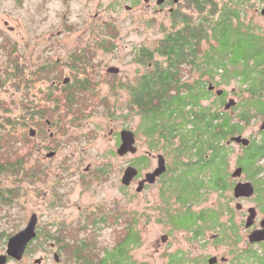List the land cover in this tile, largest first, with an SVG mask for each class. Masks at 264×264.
Instances as JSON below:
<instances>
[{
	"label": "flooded vegetation",
	"instance_id": "1",
	"mask_svg": "<svg viewBox=\"0 0 264 264\" xmlns=\"http://www.w3.org/2000/svg\"><path fill=\"white\" fill-rule=\"evenodd\" d=\"M23 1L15 0L17 4H23ZM53 2L60 6L58 17L60 19L62 16L61 28L56 29V33L43 36L41 42H34V46L41 49L39 55L35 59L23 57L24 53H19L18 48L13 47L14 51L17 50L16 57H12L5 75L7 87L9 91L12 90L9 101L11 111L17 108L16 111L28 121L46 122L45 128L52 132L50 138L53 139L55 134L52 128L56 121H83L93 113L95 104L104 105L110 117L120 111L123 121H133L137 117L141 121L143 116L155 111L158 100L156 91L168 89L167 93L160 92L159 95L184 102L181 107L172 106L168 109L175 113L184 111L190 117L173 127L172 148L167 150L161 147L164 154L155 155L160 147L157 146L156 138L148 135V128L143 131L144 124H139L136 130L128 126L110 132L115 136L117 150L122 144L123 131L132 132L135 138L136 151L122 156L134 158L123 169V176L128 167L136 168L138 175L130 186L122 185L120 190L124 193L137 192L147 175L157 169L155 167L146 172L151 160L159 162L160 155L166 159L167 171L157 177L155 183L146 182L144 189L136 195L137 198H144L155 189L162 200L159 212L168 229L161 236V241L153 244L157 254L154 262H143L132 256L134 251L142 248L141 227H137L139 219L152 214L139 207L131 208L126 217L125 211L115 201L113 206L99 205L94 211L83 214L85 220L81 224L77 223L78 226L60 222L54 234L37 225V236L28 245L23 259L18 261L8 257L4 264H23L27 261L30 264H33L32 261L35 264H47L49 261L53 264H258L254 255L262 256L264 264V240L257 243L250 241V235L261 229L264 220V199L262 205L256 200L260 189L264 194V130L258 137L250 139V145H241L242 154H239L233 171L230 169L233 151L229 149L231 155L229 165L225 168L224 193L232 192V197L225 201L220 189V153L212 150L211 154L206 155L207 163L204 164L203 156H195L197 151L184 150L185 153H180L184 148L180 138L199 128L196 119L219 122L222 111L232 113L238 106L237 101L220 88L223 83L222 71L216 67L157 65L159 41L166 38L171 45L174 34L180 30L187 32L196 28L194 25L201 24H231L233 28H241L245 35L240 41L237 37L233 39V50L244 58H264V0H43L39 8ZM76 2L81 3L84 10L81 18L74 15ZM259 12L262 21L259 20ZM122 14H126L124 19L121 18ZM206 16L209 18L206 19ZM128 20L138 25V28L162 27L164 33L150 44L143 43L132 48L128 57L133 67L129 70L105 61L109 56L119 58L121 27ZM5 25L14 31L8 21ZM199 42L200 45L196 47L198 57L207 54L211 56L214 48L220 45L219 42H207L203 34ZM30 47L24 40L23 48ZM233 70L258 71L256 68L240 67ZM260 70L264 72V67ZM218 76L221 80L217 79ZM100 89L107 90L102 99L97 96ZM148 90H153V93H148ZM220 91L223 93L219 94ZM230 100H235L236 104L226 110L225 106ZM36 131L32 139L39 136V130ZM143 137L148 145L144 151ZM230 143L235 142L230 140L227 145ZM250 148L253 150L249 151ZM52 152L55 157L56 151ZM198 162L201 168L197 166ZM69 166L71 175L78 182L76 185L88 191L94 182L106 184L113 170L110 164ZM205 166L208 168L205 169ZM190 182H197L200 191L197 199L188 202L184 200ZM249 183L255 187V194L252 197L236 198L235 188ZM209 193H217L220 201L213 202L210 207L201 206V201ZM253 198L256 206H248ZM234 201L233 208L231 203ZM221 205L225 208L223 211ZM154 208H151L152 211ZM253 210L256 211V217L249 226ZM180 218L183 226L175 227ZM109 228L115 234L118 233L112 249L103 245L99 235ZM126 232L135 233L137 239L135 248L127 250V259L125 253L118 252L123 243L121 238H124ZM12 236H7L0 245V257L7 255L8 241ZM36 251H42L43 257L35 259ZM110 253H116L112 261L109 260Z\"/></svg>",
	"mask_w": 264,
	"mask_h": 264
},
{
	"label": "rangeland",
	"instance_id": "2",
	"mask_svg": "<svg viewBox=\"0 0 264 264\" xmlns=\"http://www.w3.org/2000/svg\"><path fill=\"white\" fill-rule=\"evenodd\" d=\"M42 2L43 0H24L23 4L20 2L17 4L15 0H0V68L2 72V74L0 73V83L4 85L0 99L6 102L8 107L11 106L9 101L12 90L9 91L7 87L5 75L12 57H16L15 53H17V50L14 51L13 47L16 46L19 53L22 51L24 53L23 57L29 56L35 59L41 49L34 46V42H41L43 36L51 32L56 33V29L61 28L60 20L62 16L60 19L58 17L60 6L53 2L51 4L48 3L43 8H39ZM74 10L76 18L84 16L81 3L76 2ZM260 13L259 20L261 19L262 21L263 17ZM125 16L126 14H122L121 18L124 19ZM6 21L9 22L10 27L14 28V31H11L5 25ZM261 21L260 24L262 23ZM138 27V25L132 23L130 20L123 23L121 27L122 38L119 42L121 48L119 58L109 56L105 61H110L113 65L129 70L133 67V64L130 62L131 58L128 57L132 48L143 43L150 44L154 40L160 39L164 34L161 29L162 27L152 29ZM24 40L31 45L30 48H23ZM217 79L221 80V77L218 76ZM220 88L226 90L229 96L237 101V105L250 97L245 87H241L236 80H231L229 85L222 83ZM103 94L106 95L107 90H98L97 96L99 99H102ZM95 105L93 107V113L86 116L83 121H56L54 129L52 128L55 134L53 139L50 138L52 132H49L45 128L46 122L39 123L38 120L28 121L23 118L24 115L16 111L17 108H12L14 111L10 110L8 116L15 120H26L29 122L26 128V134L30 139H32L30 130H39V136L32 139L35 146L31 148L32 157L30 168L40 173L39 177L32 183L25 179L28 173V171H25L22 177V185L14 184L19 180L13 181L11 176L0 178L2 187L14 190L11 193L12 199L8 204L0 206V245L7 239V236L15 235L24 230L33 214L38 215V226L40 225L41 229L44 228L50 234H54L59 228L60 222L63 221L68 225L78 226L85 220L83 214L94 211L95 207L99 205L113 206L112 204L116 201L121 206L120 209L125 211L126 217L131 208L137 209L139 207H141V210L145 209L152 214L150 217H141L139 219V225L137 227H141L142 248L134 251L132 256H135L143 262H154V257H157V254L153 244L158 241L160 242L161 236L168 229L164 222H162L164 218L159 212V206L162 204L160 194L158 190L153 189L144 198H137L138 189L137 192L128 191L127 193L120 190L123 187L121 184L123 169L134 158H123L118 155L115 136L110 133L111 130L120 131L122 128L128 126L136 130L139 124L143 126V118L141 121L138 117L133 121H123L121 120L120 111L119 113L115 112V116L110 117L107 115L104 105ZM243 111L244 108L239 106L231 114L237 116L243 113ZM250 112L253 116L248 122H241L244 128L242 137L249 140L253 136L258 137L261 132L260 127L263 123L262 115H256V111L253 109ZM0 116L6 117L7 113L0 111ZM146 128L144 125L142 128L143 131H146ZM144 140L145 138L143 137L142 151L148 146H146L147 141L144 142ZM17 143L10 144L8 148L0 149V163H5L16 156L18 151L11 150V147L18 146L16 150L19 149L20 144ZM241 145L236 143H230L228 145L229 149L233 151L231 156V171L236 166L239 154H242ZM161 146L165 148L164 145ZM52 151H56V156L51 158L47 157V154ZM159 153L164 154L162 148L156 150L155 155ZM168 163L171 164V160ZM70 164H80L83 166L87 164H110L113 170L110 172L106 184L103 185V182H94L88 191L76 185L78 182L71 175V170H69ZM66 165L69 167L67 166L65 168ZM155 167H158L157 160H151L146 168V172L153 170ZM217 195V193L207 194L205 200L203 199L201 201V206L210 207L213 202H219L220 199H218ZM231 197L232 192L224 195L225 201H228ZM250 201L248 206H256L254 198L250 199ZM154 206L155 208L152 211L151 208ZM231 206L233 208L235 207V201L231 203ZM93 218H89L88 222L90 223ZM127 219L129 220V218ZM122 227L123 225L121 224L120 228ZM99 235L102 238L103 245L112 249L114 243H116L114 241L118 233L115 234L113 229L109 228ZM179 241L182 242L181 237H179ZM135 246L130 245L128 251H131ZM41 257H43V252L36 251L35 259H40ZM32 262L35 264L34 261ZM23 264L30 263L27 261ZM47 264H53V262L49 261Z\"/></svg>",
	"mask_w": 264,
	"mask_h": 264
},
{
	"label": "trees",
	"instance_id": "3",
	"mask_svg": "<svg viewBox=\"0 0 264 264\" xmlns=\"http://www.w3.org/2000/svg\"><path fill=\"white\" fill-rule=\"evenodd\" d=\"M209 16H206L208 19ZM196 28L187 32L180 30L174 34L170 45L169 39H162L157 46L159 66H181L186 65L189 67H216L219 71H222L223 83L229 85L231 80L238 79L241 87H245L246 92H249L250 97L243 101L239 106L244 108L243 113L233 116L229 112L222 111L220 121L214 123L211 119L199 120L196 119V124L199 128L195 132H188L180 138V143L184 147L180 153L197 151L195 156H203L204 164L207 163L205 159L206 155L211 154L213 150L220 153V166L222 174V195L224 197L226 181L225 168L229 165L230 151L227 142L234 136L242 135L243 126L241 122H248L253 116L250 110H255L256 115H264V72L260 69L264 67V58L262 56L248 59L242 57L239 52H235L232 48L233 39L236 37L240 41L245 35L241 28H233L232 25H210L201 24L194 25ZM202 34L205 36L207 42H219L220 45L214 48V53L209 56L208 54L203 57H198L196 53V47L200 45L199 40L202 39ZM188 52V53H187ZM256 68L258 71L249 70H233L234 68ZM4 85L0 83V95L3 92ZM148 93H153V90H148ZM158 100L156 103V109L152 113H148L143 116L144 125L148 128V135L156 138L157 146L160 148L164 145L165 148H172L174 136L172 135L173 127L182 124L185 120L189 119V115H186L184 111L178 113L171 112L168 108L172 106L175 108L181 107L184 102H177V99L163 98L159 93H167L168 89H158ZM0 111L7 113L6 117L0 116V149L8 148L10 144H20V148L11 147V150L18 151L14 158L9 159L5 163H0V178L4 176H11L14 184L22 185V177L25 171H28L25 179L34 183L39 177L38 171L31 169V148H33L34 142L26 134V128L29 124L28 121L15 120L8 116L10 108L6 102L0 99ZM206 116L208 115L205 113ZM254 114V115H255ZM255 115V116H256ZM238 119V120H237ZM253 147V146H252ZM261 148V147H260ZM259 148V150H260ZM252 151L253 149H248ZM199 162L197 166H200ZM205 169L208 167H204ZM201 183V182H200ZM202 185V184H201ZM188 189V187H187ZM200 186L197 182H190V188L184 201L191 202L199 196ZM14 190L2 187L0 183V206L8 204L12 199L11 193ZM264 194L262 189L258 192L257 202L259 205L263 204ZM223 205L221 210L223 211ZM227 209V207H226ZM221 211V212H222ZM174 217L173 219H175ZM183 220L179 219V223L175 224V227H182ZM123 243L120 245L118 252L125 253V258H128V247L134 245L137 242L136 235L133 233H125ZM109 260L116 256V253L109 254ZM254 259L258 264H262V256L254 255Z\"/></svg>",
	"mask_w": 264,
	"mask_h": 264
},
{
	"label": "water",
	"instance_id": "4",
	"mask_svg": "<svg viewBox=\"0 0 264 264\" xmlns=\"http://www.w3.org/2000/svg\"><path fill=\"white\" fill-rule=\"evenodd\" d=\"M0 73H1V68H0ZM219 94H222L223 92L220 91L218 92ZM236 104L235 100H230L226 106L225 109L228 110L232 106ZM260 130H264V121L260 127ZM37 134V131L35 129L30 130V136L35 137ZM122 137V144L117 150V153L119 156H125L129 152L134 153L136 151V148H134V134L130 131H123L121 133ZM231 142H235L237 144H242L244 146L250 145V140L243 138L242 136H235L232 137ZM55 153L51 152L47 154V157L51 158L54 157ZM159 162H158V167L157 169L153 172L147 175L146 181H143L139 188L138 191L141 192L144 189L145 183L148 182L150 184L155 183L157 177L161 176L163 173L167 171V166H166V159L163 155H160L159 157ZM138 175V170L134 167H128L125 170L124 176L122 178V185L123 186H130L131 182L136 178ZM237 174H235L236 176ZM235 196L236 198H242V197H252L255 194V187L252 184H243V185H238L235 188ZM256 217V211L253 210L251 211V216L249 217L248 225L250 226L252 222L254 221ZM39 217L37 214H33L30 222L28 223L27 227L20 231L19 233L13 235L9 241H8V248H7V255L6 256H1L0 257V264H4L7 260L8 257L14 258L18 261H21L24 257L25 251L28 247V245L36 238L37 236V225H38ZM264 240V220L261 223V229L254 231L250 235V241L252 243H257V242H262ZM39 262V261H38ZM37 262V263H38Z\"/></svg>",
	"mask_w": 264,
	"mask_h": 264
}]
</instances>
